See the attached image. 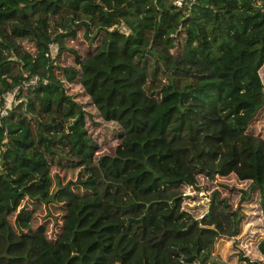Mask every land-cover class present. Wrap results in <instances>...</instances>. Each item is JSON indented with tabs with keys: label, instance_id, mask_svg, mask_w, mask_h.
Instances as JSON below:
<instances>
[{
	"label": "trees",
	"instance_id": "1",
	"mask_svg": "<svg viewBox=\"0 0 264 264\" xmlns=\"http://www.w3.org/2000/svg\"><path fill=\"white\" fill-rule=\"evenodd\" d=\"M174 1L0 0V264H231L212 253L240 204L264 226V0ZM65 83L115 127L110 154ZM199 177L246 186L199 215Z\"/></svg>",
	"mask_w": 264,
	"mask_h": 264
},
{
	"label": "rangeland",
	"instance_id": "2",
	"mask_svg": "<svg viewBox=\"0 0 264 264\" xmlns=\"http://www.w3.org/2000/svg\"><path fill=\"white\" fill-rule=\"evenodd\" d=\"M106 0H103L105 2ZM95 39L91 43L84 41L82 37V31L79 29L76 34V38L73 40H66V46L71 50H75L77 53L82 54L86 49L94 46L96 43ZM62 60L67 64L70 62L69 58L65 55L62 56ZM163 81V78H161ZM65 91L73 97L74 100L79 102L89 115L87 119V127L89 133L98 141L100 151L99 154L108 153L112 151L113 143L110 142V137L114 133L112 125L102 122L95 109L87 106V98L82 96L78 86L64 84ZM13 101V96L11 97ZM93 123L95 125H93ZM253 131L264 136V117L260 111L256 119L252 123ZM115 128V127H114ZM110 142V143H109ZM73 175L67 174V177H74ZM197 189L192 187H184L182 189L183 202L188 208L194 209L201 215L203 209V202L208 199L210 192L213 189L219 190L221 195L227 197L228 202L232 208H235L239 202V192L243 189L246 184H240L233 182L229 177H215L211 183L205 182L202 177L198 178ZM241 210L244 211L246 218H243L239 233L229 239H218L215 242V250L212 253V257H216L219 261L225 260L226 262L232 261L231 264H246L244 261L237 260L236 255L240 253L242 257L247 258L251 261L264 262V257L257 254L255 249V243L264 235V226L262 219L259 216L258 210L255 208V201L245 202L240 204ZM257 210V211H256ZM258 213V214H257ZM43 214V213H42ZM40 215L37 214V217Z\"/></svg>",
	"mask_w": 264,
	"mask_h": 264
},
{
	"label": "built area",
	"instance_id": "3",
	"mask_svg": "<svg viewBox=\"0 0 264 264\" xmlns=\"http://www.w3.org/2000/svg\"><path fill=\"white\" fill-rule=\"evenodd\" d=\"M182 0H175L174 5L179 7L181 5ZM33 80H30V83H33ZM15 89L10 92H5L1 95V104H0V118L6 115L8 109L11 106V97L13 96Z\"/></svg>",
	"mask_w": 264,
	"mask_h": 264
}]
</instances>
